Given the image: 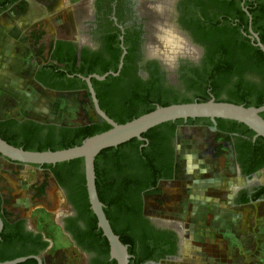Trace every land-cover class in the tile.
I'll return each mask as SVG.
<instances>
[{
	"label": "trees",
	"instance_id": "trees-1",
	"mask_svg": "<svg viewBox=\"0 0 264 264\" xmlns=\"http://www.w3.org/2000/svg\"><path fill=\"white\" fill-rule=\"evenodd\" d=\"M208 1L210 4L211 1H215L216 5L212 7L213 10L201 11L203 25L199 33L195 31V27L193 28L194 34L199 36V42L205 48L204 57L200 66L190 68L182 75V92L179 87L173 86L162 87L160 91H155L157 85L154 82H150L140 92L135 89L133 96L127 86L118 90L117 87L106 89L109 80H122V69L116 76L109 74L103 80L91 78L98 104L110 118L117 123H123L152 110L156 105L192 101L191 97L185 95L187 91L199 94L201 98L197 99L198 101H205L212 94L215 100L229 101L245 106L264 104V51L252 44L241 31H238L232 24L233 19L230 18L233 14L222 9V1L233 3L235 0ZM249 3L253 6L247 7L249 8L248 12L252 15L253 28L264 44V24L257 23L258 14L254 11L255 1L249 0ZM25 8L26 2L20 10H17V13L24 12ZM239 12H241L240 9ZM42 33L41 30L30 31L29 37L34 46L37 45ZM70 46H73L70 41L58 38L52 42L46 57H43L39 52L36 53L45 61V64L41 66L44 73L36 75V78L43 82L57 76L65 78L74 83L72 88L75 91L83 90L85 92L84 95L88 98L93 109L87 86L76 74L87 76L92 73L103 74L106 71H116L120 48L115 47L117 50L113 54L114 61L102 62L90 59ZM127 56L128 54L123 58V66ZM43 75L50 77L44 79ZM46 83L54 85L49 80ZM66 86L71 87L72 85L67 84ZM222 93L225 94L224 97L220 96ZM109 98L113 104L108 102ZM260 115L264 118V111ZM204 119L210 124L209 118L205 117L188 118L187 122L195 123ZM224 120L242 125L247 132L254 134L245 124L231 119L216 118L218 126ZM177 121H182V119H176L175 122ZM171 122L173 121L163 122L143 132L141 136L148 139L147 145L139 147L144 143V140L134 137L115 147L102 149L94 159L97 194L103 203V210L112 230L119 236L120 241L127 245V251L131 255L128 264H141L145 260H155L171 251L161 246L162 242L159 238L140 229L142 217L134 209L135 202L139 201L141 185L145 182L143 176L147 178L143 187L154 186L159 177L157 175V159L153 154L147 153L154 144L151 134L158 126L169 125ZM109 127L110 124L95 113L94 117L86 116V120L79 125L43 124L32 118L19 120L7 117L0 119V137L10 144L21 146L24 149L55 150L80 144L85 137ZM258 141L264 142V138L257 136L255 142ZM28 165L40 167L43 170V180L51 173L57 182L63 180L69 189H73L74 200L86 221V228L73 232V238L82 248L97 252L100 256L98 264H117L114 259H109L108 241L97 226L96 216L88 202L83 159L74 158L55 164ZM44 186L45 183L42 181L36 188L39 194L44 192ZM149 192H159V187L151 188ZM261 194H264V185L261 192H257L256 197ZM3 196L4 194L0 192V200ZM11 216L10 211L6 210L4 206H0V217L3 221L0 242L8 247L7 251L0 252V261L28 254L40 255L47 245V241L41 240L40 233H32L33 235L26 238L30 244H23L25 236L18 226L12 231L6 230V227L11 224ZM19 221L15 223H19ZM17 264L37 263L35 259L28 258Z\"/></svg>",
	"mask_w": 264,
	"mask_h": 264
},
{
	"label": "flooded vegetation",
	"instance_id": "flooded-vegetation-1",
	"mask_svg": "<svg viewBox=\"0 0 264 264\" xmlns=\"http://www.w3.org/2000/svg\"><path fill=\"white\" fill-rule=\"evenodd\" d=\"M29 1L38 5L36 6L33 3L30 5V18L34 20L40 17V15H45L44 11L38 10V8H41V3L46 4L52 0L45 2L41 0H0V16L6 11L10 12L12 15L15 14L17 10L23 7L24 2L28 4ZM59 1L61 5L67 6L74 14L79 16V19H77V38H59L70 41L73 45L70 47L73 50L82 52L84 56H88L90 59L112 62L115 60L113 55L117 50L115 47H118L120 48L118 57L119 63L123 45L126 50L124 56L126 54H128V56L124 66V62H122L120 68L123 70L122 80H109L108 83L106 82V89L117 87L118 90L121 87L127 86V88L130 89L131 96L134 95L135 89L140 92L150 82H154L157 85V90L155 91H160L162 87L167 88L171 86L179 87L180 92L183 91V89H181L182 75H184L188 69L200 66L205 52V48L199 42V36L194 34L193 28L195 27V31L199 33L203 25L201 11L208 12V10H213L212 7L216 5L215 1H211L210 4L208 0ZM254 1V11L258 14L257 23L264 24V0ZM221 7L223 10L233 14V16H230V18L233 19L232 24L253 44L250 38L251 31L257 32L253 28L252 15L249 13L251 17L249 20V16L244 10L245 8L248 11L249 8L247 7H253L251 3H249V0H235L233 3L222 1ZM239 9L241 12H239ZM166 31H171L173 36L179 38L183 43V50L180 53H176L171 59L166 58L163 52L159 50L163 44L162 35H164L163 33ZM121 36L122 39L120 38ZM117 39L119 40L118 42L115 41ZM186 48L193 49V51H187ZM47 53L46 55L41 53V55L46 57ZM36 56L40 58V62L32 72L31 81L33 83L41 89L55 93L71 94L76 92L75 89L72 88L74 83L69 82L63 77L57 76L49 79V75H43L44 79L48 78L50 82H53V86L46 83L48 80H46V82L37 80L36 75L44 73L41 66L45 64V61L39 55L36 54ZM67 84L72 86L67 87ZM210 96L213 95L210 94ZM199 98H201L199 94H195L191 97L192 100H197ZM108 102L113 104L111 98L108 99ZM85 118L86 117H84V119ZM175 120H172L173 122L169 125L158 126L151 134L154 144L148 149L149 151L147 153H149V155L153 154L157 159V175L159 177L156 179L154 186L143 187L146 184L145 179H147L143 176L145 182L141 185L138 195L139 201L135 202L134 207L139 216L142 217V224H140L142 226L140 229H142L143 232L159 238L162 242L161 246L171 251L155 260H145L141 262V264L180 263L179 258L183 246L182 226L179 225L176 227L170 222L155 218L153 215L148 214L146 212L145 201L147 195H154L156 207L161 208L167 206L170 210H176V212H178L179 206H177V204H174L175 206L168 205L166 201L178 197L181 195V191L178 188L177 190L173 188L176 192L169 194L170 197H166L163 185L165 183H173L185 179V163L179 162L177 155L178 129L181 127L193 126L194 129H207L208 136L206 142L203 144L197 140L195 142L197 148L193 154L207 161L211 160V164L212 160L219 162L222 158L223 154L221 153V148L223 147L220 143H226L228 149L227 161L224 166L219 165L220 168L217 169L221 175H224L223 172H228V174L232 175L233 179H239L243 182L233 186L229 195L230 204L234 206L250 205V207L253 208V214V204L264 203V194L256 197L257 192L260 193L264 185V179L259 181L260 178L258 177L259 172L264 169L263 141H258L256 143L257 136L247 132L244 126L233 124L228 120L220 122V126H218V122L216 121L213 130L210 129L212 122L210 121L209 124L205 119L198 120L195 123H188L187 120L175 122ZM36 121L43 124H52L40 120ZM143 140L144 143L140 144L139 147L148 144L147 138ZM198 148H201V150L197 153ZM41 171L43 173V170ZM49 176L53 178L56 185L61 189L67 204V208L60 214L58 222L62 233L66 235L80 251L90 253L91 250L82 248L73 238V232L75 233L76 231L86 228L85 218L81 215L80 208L74 200L73 189H69L63 180L57 182L53 174L50 173ZM214 177L215 176H212V178ZM155 187H159V192H149V189H154ZM0 192L3 193L1 190ZM216 194L217 196L209 195L206 197L214 198L216 204L225 201L224 196L219 195L218 190ZM195 195L199 199H204L203 194H198V192L195 191ZM197 197L194 199L197 200ZM171 200L169 202H171ZM207 202V198L205 201L200 200V203H203L204 207L207 205ZM0 206H4L6 209L5 194L0 200ZM202 209L203 206L201 207V210ZM187 212L183 215L187 214ZM193 213L195 214L196 212L193 211ZM10 219L11 224L6 227V230L12 231L18 226L25 236V239L22 241L23 244H30L26 238L32 233L41 234V240L47 241V245L41 251L40 256L45 264H54L46 259V255L48 254L46 251L51 248L50 239L46 238L40 230L32 228L24 217L13 215ZM18 221L19 223H15ZM4 250L7 251L8 247H5L0 242V252ZM56 250L57 249H55L53 253H56ZM99 258L100 256L98 254L94 257L90 256V258H88V264H98Z\"/></svg>",
	"mask_w": 264,
	"mask_h": 264
},
{
	"label": "rangeland",
	"instance_id": "rangeland-1",
	"mask_svg": "<svg viewBox=\"0 0 264 264\" xmlns=\"http://www.w3.org/2000/svg\"><path fill=\"white\" fill-rule=\"evenodd\" d=\"M29 2L26 3L25 11L22 13L16 12L12 15L6 11L0 16V117H14L19 120L33 118L56 125L82 124L84 117H94L93 109L83 90L71 94L55 93L41 89L31 81L32 72L40 62L36 53L46 55L56 38L76 39L79 16L67 6L61 5L59 0H52L46 4L41 3V8H38L45 12L44 16L40 15L31 20L30 5L33 2ZM34 29L43 32L36 46L29 37L30 31ZM165 49L164 43L159 50L168 59L183 50L181 47L178 52L170 55L165 52ZM186 50L193 51L190 48ZM185 95L192 97L195 92L187 91ZM220 96L224 97L225 94L222 93ZM65 97L67 100L63 102L62 99ZM63 109L69 110L60 112ZM207 132V129H194L193 126L178 129V158L182 156L188 158L184 162L185 179L163 185V190L169 192L175 188L176 183L180 184L178 189L181 195L173 200L170 199L171 202L166 201L168 205L177 204L178 212L170 210L167 206L156 207L154 195H147L145 201L148 214L170 222L176 227L182 226L183 246L179 264H220L221 260L225 259L226 250L217 244H207L202 236V232L208 228L206 224L210 217H208L209 212H205L206 217L203 218L205 223L198 217L201 207H204L200 200L205 201L206 196L209 195L217 196V190L219 195H223L228 200L233 186L243 183L239 179H233L228 172H223L224 175H221L217 169L220 168L219 165L224 166L227 161L228 149L225 142L220 143L223 147L221 148L222 158L219 162L212 160V166L207 160L193 154L197 148L194 141L198 140L204 144L208 136ZM0 175V190L5 194L6 209L12 213V216L24 217L32 228L40 230L46 238L50 239L51 248L46 251L48 253L46 259L54 264H88V258L94 257L97 252L95 250H91L90 253L80 251L62 233L58 225L60 214L67 208V204L53 178L47 176L43 180V173L39 167L9 161L1 155ZM212 176L215 177L212 178ZM42 181L45 183L44 192L39 194L36 188ZM195 191L203 194L204 199H199ZM195 197L197 200L194 199ZM236 210L244 215L242 206ZM246 210L251 216L253 209ZM185 212L187 214L183 215ZM187 241L190 244L189 247ZM55 249H57L56 253H53ZM191 249L192 252L189 254L191 258H188L186 254ZM243 249L245 248L241 247V251L246 252Z\"/></svg>",
	"mask_w": 264,
	"mask_h": 264
},
{
	"label": "water",
	"instance_id": "water-1",
	"mask_svg": "<svg viewBox=\"0 0 264 264\" xmlns=\"http://www.w3.org/2000/svg\"><path fill=\"white\" fill-rule=\"evenodd\" d=\"M244 10L248 14L250 20L251 17L249 12L245 8ZM120 38L122 39V36ZM250 38L253 44L264 51V44L260 41L257 33L251 31ZM125 52L126 50L122 45V53L116 71H106L103 74L92 73L87 76L76 74L87 86L94 113L110 124L109 128L85 137L80 144L55 150L24 149L21 146L8 143L0 137V155L9 161L41 165L44 163L55 164L74 158L83 159L88 202L92 212L96 216L97 226L102 230V234L108 241L109 258L114 259L117 264H128L131 255L127 251V245L122 243L119 236L112 230L104 213L103 203L100 201L97 194L94 159L102 149L115 147L134 137L143 140L144 138L141 136L143 132L163 122L175 119L187 120L188 118L197 117L209 118L212 122V126L210 127L211 130L215 128L216 118L235 120L250 128L254 132V136H262L264 138V118L260 115V113L264 111V104L259 106H245L234 102L215 100L213 96H210V98L205 101L192 100L168 105H156L152 110L123 123L115 122L100 108L91 78L103 80L109 74L116 75L122 66ZM39 169L40 171L42 170L40 167ZM2 227L3 221L0 217V232ZM28 258L35 259L37 264H45L42 257L38 254L17 256L12 259L0 261V264H17Z\"/></svg>",
	"mask_w": 264,
	"mask_h": 264
},
{
	"label": "crops",
	"instance_id": "crops-1",
	"mask_svg": "<svg viewBox=\"0 0 264 264\" xmlns=\"http://www.w3.org/2000/svg\"><path fill=\"white\" fill-rule=\"evenodd\" d=\"M65 99L67 100L65 97L62 101L64 102ZM69 109H63L60 112L63 113V111ZM199 150L201 148H198L197 153ZM187 159L186 156H182L178 160L184 163ZM208 162L212 166L211 160H208ZM258 177L260 178L259 181L264 179V169L259 172ZM178 187H180V184L176 183L175 189L177 190ZM164 192L168 197L169 194L176 191ZM207 201V205L203 207L204 209L201 210L198 217L205 223L203 218L209 212L208 217L210 218L206 224L208 228L205 232H202V236L207 244H217V246L226 250L225 259L223 258L220 264H264V203H254V213L249 216V211L246 209H251L250 205L242 206L244 208V215H242L236 210L241 206L230 204L229 198L218 204L214 202L216 201L214 198L207 197ZM187 246H190L188 241ZM241 247L245 248L243 250H246V252L241 251ZM190 252H192V249L186 254L188 258ZM211 257L213 258V256Z\"/></svg>",
	"mask_w": 264,
	"mask_h": 264
},
{
	"label": "bare ground",
	"instance_id": "bare-ground-1",
	"mask_svg": "<svg viewBox=\"0 0 264 264\" xmlns=\"http://www.w3.org/2000/svg\"><path fill=\"white\" fill-rule=\"evenodd\" d=\"M162 37H163V42L165 43L166 53L172 55L173 52L176 53L178 52L179 49H181V47L183 48V43L181 42V40L179 38L174 37L171 31H167Z\"/></svg>",
	"mask_w": 264,
	"mask_h": 264
},
{
	"label": "built area",
	"instance_id": "built-area-1",
	"mask_svg": "<svg viewBox=\"0 0 264 264\" xmlns=\"http://www.w3.org/2000/svg\"><path fill=\"white\" fill-rule=\"evenodd\" d=\"M84 120H86V118Z\"/></svg>",
	"mask_w": 264,
	"mask_h": 264
}]
</instances>
